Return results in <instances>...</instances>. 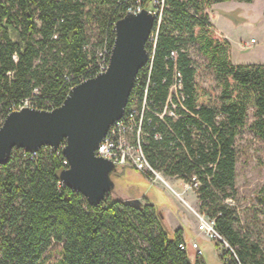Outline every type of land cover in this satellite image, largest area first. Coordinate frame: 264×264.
Here are the masks:
<instances>
[{"label": "trees", "instance_id": "obj_1", "mask_svg": "<svg viewBox=\"0 0 264 264\" xmlns=\"http://www.w3.org/2000/svg\"><path fill=\"white\" fill-rule=\"evenodd\" d=\"M253 1L0 0V126L13 106L31 97L38 109L59 107L69 89L93 73L97 49L112 48L114 25L127 9L138 2L152 12L157 3L155 45L148 41V63L130 94L141 102L147 91L143 153L162 176L198 181L199 214L214 221L230 248L220 257L224 264H264V232L241 227L233 205L235 140L249 111L264 143V64H232L230 43L208 14L217 4ZM90 25L99 36L92 56ZM190 47L205 65L189 56ZM204 70L213 77L215 96L201 83ZM177 80L182 107L174 100L176 118L161 121L155 114ZM63 162L61 152L42 148L34 157L14 150L0 166V264H45L53 243L62 246L59 264H192L182 230L170 234L147 200L136 205L110 192L90 206L61 183ZM259 202L264 208V187ZM199 256L194 264H203Z\"/></svg>", "mask_w": 264, "mask_h": 264}, {"label": "water", "instance_id": "obj_2", "mask_svg": "<svg viewBox=\"0 0 264 264\" xmlns=\"http://www.w3.org/2000/svg\"><path fill=\"white\" fill-rule=\"evenodd\" d=\"M155 20L147 10L118 20L107 71L71 88L56 109L8 114L0 126V166L10 161L14 150L33 154L62 146L68 167L60 174L61 183L90 206L105 201L116 170L95 152L109 128L123 117L135 79L148 63L146 46ZM133 203L141 204L136 199Z\"/></svg>", "mask_w": 264, "mask_h": 264}, {"label": "rangeland", "instance_id": "obj_3", "mask_svg": "<svg viewBox=\"0 0 264 264\" xmlns=\"http://www.w3.org/2000/svg\"><path fill=\"white\" fill-rule=\"evenodd\" d=\"M152 14L157 16L158 4H153ZM209 19L214 28L225 38L231 47L230 57L234 65L264 64V0H254L251 4L227 2L215 5L209 12ZM90 45L87 51L94 54L99 41L95 25L88 28ZM189 56L198 64L205 65L206 60L193 47ZM201 83L211 94L217 95L213 77L207 70L203 71ZM252 111L248 112L246 124L240 129L235 140L237 151L236 195L233 205L240 219L241 227L247 225L264 232V208L259 202L260 191L264 187V143L252 130ZM164 177V176H163ZM111 198L114 200H147L155 208L161 222L172 234L181 228L187 247L188 257L195 263L198 251L192 249L196 243L200 250L199 259L203 264H224L221 256L226 247L219 244L218 249L213 240L195 231L198 211L196 194L189 184L175 178L164 177L172 191L161 180L151 182L146 175L133 169H123L111 175ZM143 197V198H142ZM145 198V199H144ZM182 198L187 205L180 201ZM193 201V202H192ZM62 246L52 244L44 254L45 264H59Z\"/></svg>", "mask_w": 264, "mask_h": 264}, {"label": "built area", "instance_id": "obj_4", "mask_svg": "<svg viewBox=\"0 0 264 264\" xmlns=\"http://www.w3.org/2000/svg\"><path fill=\"white\" fill-rule=\"evenodd\" d=\"M141 11V7L137 2V4H135L134 6H130L127 9L126 14H137ZM148 41L151 42L152 46L154 47L155 41H153L152 35L150 36ZM111 49L112 48H108L106 43H104L100 48L97 49L94 58V65L92 64L90 66V68H93V73L89 78L80 79L76 85L81 84L89 79H93L97 75L105 73L107 71ZM172 57L175 58L174 53H172ZM177 77L179 79L178 74ZM137 79L138 78L136 77L135 82L137 81ZM74 86H72L71 88H73ZM180 90L181 84L180 81L177 80V82L170 88L167 101L165 102L162 113L155 114L161 121H163L164 115L176 118L174 113L176 104L174 103V100H176V102L181 106V102L183 99ZM146 93L147 91H144V97L141 102H139V99L135 94H133L131 98L129 97L130 101H128V105L123 117L109 128L105 138L99 144L95 152V156L111 162L114 169L116 170V173L123 169H133L146 175L151 182L154 183V180L159 179L165 186H167L162 174L153 170L149 165L141 146V141L144 136L143 124L145 113L147 111ZM37 94V90H34L33 95ZM33 99L34 98L31 97L29 99L21 101L20 103L12 107L10 113L21 111L23 109H35L40 111H52L56 109L52 107L46 109H38L36 108ZM159 137V134L155 135L156 139H158ZM61 148L56 152H61ZM22 152L25 153L24 151ZM30 155L34 157L36 153ZM63 163L68 167L67 161L65 159ZM198 187V181L195 178H192L191 183L189 184V188L195 191L196 189H198ZM180 201L183 204L187 205L182 198H180ZM228 203L231 204L230 201H228ZM192 212L197 219L198 233L206 236L209 240H213L215 243L223 244L226 247V250L230 249L228 244L216 232L213 220H210L193 210ZM191 247L193 250L198 251V255L200 254L199 247L196 243H193ZM182 249H186V246H182Z\"/></svg>", "mask_w": 264, "mask_h": 264}, {"label": "crops", "instance_id": "obj_5", "mask_svg": "<svg viewBox=\"0 0 264 264\" xmlns=\"http://www.w3.org/2000/svg\"><path fill=\"white\" fill-rule=\"evenodd\" d=\"M209 14V13H208ZM210 20V19H209ZM197 197V196H196ZM143 198V197H142ZM145 199V198H144ZM193 202V201H192ZM194 202H196V205H197V202H198V200H197V198H196V200L194 201ZM187 204V203H186ZM163 224V223H162ZM163 226H164V224H163ZM194 228H195V231L197 232V223L195 222V224H194ZM165 227V226H164ZM178 229H181V228H177L176 230H178ZM175 230V231H176ZM184 238V237H183ZM185 241V240H184ZM185 244H186V242H185ZM193 244V243H192ZM187 245V244H186ZM187 247H188V245H187Z\"/></svg>", "mask_w": 264, "mask_h": 264}, {"label": "bare ground", "instance_id": "obj_6", "mask_svg": "<svg viewBox=\"0 0 264 264\" xmlns=\"http://www.w3.org/2000/svg\"><path fill=\"white\" fill-rule=\"evenodd\" d=\"M164 181H165V180H164ZM166 184H167V183H166ZM167 185H168V184H167ZM167 187H168V189H169L170 191H172L171 188H170L169 186H167Z\"/></svg>", "mask_w": 264, "mask_h": 264}]
</instances>
